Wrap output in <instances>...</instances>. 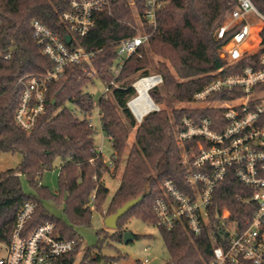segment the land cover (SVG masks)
<instances>
[{
    "label": "trees",
    "instance_id": "1",
    "mask_svg": "<svg viewBox=\"0 0 264 264\" xmlns=\"http://www.w3.org/2000/svg\"><path fill=\"white\" fill-rule=\"evenodd\" d=\"M164 1L156 27L146 26L151 32L148 43L139 53L132 54L115 75L117 42L138 33L139 22L130 0H109L102 10L94 13L95 26L85 36L74 35L62 18L71 0H0V49L12 54L10 59L0 63V153L22 156L18 166L0 171V244L10 241L21 206L32 200L36 209L27 222V232L53 221L61 237L77 240L76 249L64 254L58 264H74L82 237L74 225L50 214L44 200L53 198L58 203L63 202L73 224L90 225L93 210L103 208L109 193L105 175L117 174L126 151L120 183L106 208V215L116 212L132 198L145 196L119 219L117 229L98 230L102 240L110 236L122 242L125 224L133 216L157 225L153 204L162 194L161 182L165 178L173 180L183 191H191L185 177L187 165L183 162V147L177 137L181 119L185 115L196 121L203 116L221 118L222 110L207 104L192 107L186 104L193 103L195 92L209 83L215 73L234 74L248 64L258 66L257 60L264 51V29L260 50L229 64L222 55L223 40L217 38L216 31L236 7V0ZM253 2L264 13V0ZM137 7L143 13L142 4L137 2ZM34 19L42 20L65 41L70 36L69 46H82L93 52L91 61L96 72L91 75L83 64L66 67L61 76L49 82L45 111L36 125L25 130L14 118L21 94L18 79L43 73L54 66L33 34ZM150 53L156 58H150ZM152 69L163 75L164 82L152 88L150 95L165 107L148 112L138 122L128 107V101L136 93L131 76L147 75ZM97 78L102 81L115 78L120 83L112 94H102L97 101L100 128L114 148L110 158L113 169L96 144L97 127L88 118L95 108L89 87ZM225 95L216 94L211 100ZM132 129L134 137L129 143ZM56 160H59V189L52 192L42 183V178L55 167ZM22 177L31 192L25 191ZM250 195V188L230 173L213 193L210 222L201 234H192L184 222L172 230L159 226L169 251L164 264H210L213 248L227 238L219 214L227 208L230 220L243 223L254 212V207L246 202ZM102 245L101 241L88 246L79 264H108L113 256L104 254Z\"/></svg>",
    "mask_w": 264,
    "mask_h": 264
},
{
    "label": "built area",
    "instance_id": "2",
    "mask_svg": "<svg viewBox=\"0 0 264 264\" xmlns=\"http://www.w3.org/2000/svg\"><path fill=\"white\" fill-rule=\"evenodd\" d=\"M236 1V7L216 31L217 38L223 40L222 55L229 64L245 54L257 53L263 41L264 13L253 0ZM137 2L142 4L143 13L138 11ZM108 3L109 0H71L62 18L74 35L85 36L95 26L94 13ZM164 3V0H130L139 21V31L117 42L115 75L132 54L139 53L140 48L148 43L151 32L146 26L156 27L158 12ZM252 17L258 20V25L253 23ZM32 29L42 52L53 60L54 66L43 73L27 74L18 79L21 94L14 118L25 130L36 125L45 111L49 82L61 76L66 67L83 64L84 70L91 75L96 72L91 61L93 52L82 46H69L59 33L40 19L32 21ZM11 55L10 51L0 49V63L10 59ZM257 64H248L234 74L217 72L209 83L195 92L194 104L220 109L222 117L203 116L197 121L188 115L182 117L177 137L183 147V162L187 165L185 177L192 189L185 192L173 180L165 178L161 182L162 194L153 204L158 226L172 230L184 222L192 234L199 235L210 222L209 206L213 193L228 174L233 173L240 183L250 188L251 195L246 202L254 207V212L243 223L230 220L227 208L219 214L227 238L213 248L210 264H264V51ZM143 79L152 80L149 97L155 107L148 112L160 110L150 90L164 82L163 75L154 72L140 76L132 83L136 92V83ZM103 82L106 96L120 86L115 78ZM216 94L227 95L212 101ZM136 95L128 101V107L141 122L144 115L139 118L130 105ZM94 106L97 107V101ZM98 117L100 119L99 110ZM88 118L92 122V114ZM107 162L113 169V161ZM91 208H94L92 203ZM35 209L36 203L32 200L21 206L10 241L0 244V264H58L64 254L76 249L77 240L61 237L53 221L44 222L27 232V222ZM149 261L145 258L140 264Z\"/></svg>",
    "mask_w": 264,
    "mask_h": 264
},
{
    "label": "rangeland",
    "instance_id": "3",
    "mask_svg": "<svg viewBox=\"0 0 264 264\" xmlns=\"http://www.w3.org/2000/svg\"><path fill=\"white\" fill-rule=\"evenodd\" d=\"M133 7V5H132ZM135 14V13H134ZM136 17V15H135ZM228 15L224 19L226 21ZM137 19V17H136ZM138 20V19H137ZM139 22V21H138ZM139 31V30H138ZM150 58H156L151 53ZM159 72L155 69L151 70V73ZM138 74V73H137ZM131 76L134 81L139 78L138 75ZM136 77V79H135ZM89 91L93 96L94 101H98L101 95L105 91V84L100 79L97 78L96 82L89 87ZM137 93V92H136ZM186 104V103H185ZM161 108L165 107V104H158ZM177 105H179L177 103ZM188 106H195L194 103H187ZM92 123L97 127V132L95 134V140L98 147L101 149L106 161H110V158L114 152V148L109 137L102 132L100 129V119L98 117L97 107L94 108L92 112ZM134 129L131 130L129 143H132L134 137ZM127 156V151L119 165V170L116 176H112V173L105 175V182L109 188V193L107 199L103 205L102 209H95L92 212L90 225L86 224H73L72 219L69 217L68 213L65 211V204L58 203L53 198H48L44 200L45 206L56 218H61L68 224L74 225L77 233L82 237V245L77 254L74 264H79L88 246H93L99 242H103L102 251L104 254L113 256L108 264H140V261L145 258H149L148 264H164L169 258V251L164 243L160 227L153 223H148L137 216L131 217L125 224L126 230H130L133 234L140 235L135 237L133 240L125 243L124 241L119 242L113 240L110 236H107L102 240V236H99L98 230L106 228L103 223V216L106 208L115 193L121 179L122 169L125 165V159ZM22 156L20 153L12 152H2L0 153V171L6 170L8 168L16 167L21 162ZM42 183L48 187L52 192L58 191L59 189V160H56L55 167L44 173L42 178ZM22 184L27 192H31L32 189L28 185L26 179L22 177ZM112 230V229H111ZM113 244V245H110ZM150 249H146L147 247ZM100 264H104L101 262Z\"/></svg>",
    "mask_w": 264,
    "mask_h": 264
},
{
    "label": "water",
    "instance_id": "4",
    "mask_svg": "<svg viewBox=\"0 0 264 264\" xmlns=\"http://www.w3.org/2000/svg\"><path fill=\"white\" fill-rule=\"evenodd\" d=\"M66 39L68 42L71 41L70 36H67ZM53 102H55V98H53ZM144 196H145V194H142L136 198H132V199L128 200L126 203H124L122 206H120L116 210V212H114L110 215H107L104 218L105 227L107 229H112V230L117 229L119 219L123 215H125L133 206H135L137 203H139L144 198ZM134 238H135V235L130 230H126L124 232L123 241L125 243H128L129 241L133 240Z\"/></svg>",
    "mask_w": 264,
    "mask_h": 264
},
{
    "label": "bare ground",
    "instance_id": "5",
    "mask_svg": "<svg viewBox=\"0 0 264 264\" xmlns=\"http://www.w3.org/2000/svg\"><path fill=\"white\" fill-rule=\"evenodd\" d=\"M151 83V79H143L136 83L137 95L136 98L130 102V105L139 118L155 107L154 102H152L149 97Z\"/></svg>",
    "mask_w": 264,
    "mask_h": 264
},
{
    "label": "crops",
    "instance_id": "6",
    "mask_svg": "<svg viewBox=\"0 0 264 264\" xmlns=\"http://www.w3.org/2000/svg\"><path fill=\"white\" fill-rule=\"evenodd\" d=\"M252 20H253V23H255L256 25H258L259 24V22H258V20H256L254 17H252ZM256 28V27H255ZM258 29V28H257ZM256 30V29H255ZM101 129V128H100ZM110 139V138H109ZM106 160V159H105ZM117 174H113L112 176H116ZM55 192H57V191H55ZM107 215H106V211H105V213H104V216H103V223H104V218L106 217ZM105 225V224H104ZM147 248H149L150 249V247L148 246ZM146 248V249H147Z\"/></svg>",
    "mask_w": 264,
    "mask_h": 264
}]
</instances>
